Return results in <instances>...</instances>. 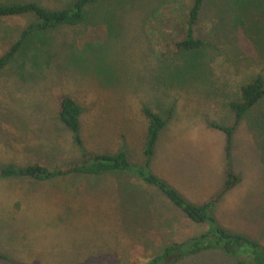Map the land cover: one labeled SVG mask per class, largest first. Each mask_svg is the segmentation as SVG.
<instances>
[{
    "label": "rangeland",
    "instance_id": "1",
    "mask_svg": "<svg viewBox=\"0 0 264 264\" xmlns=\"http://www.w3.org/2000/svg\"><path fill=\"white\" fill-rule=\"evenodd\" d=\"M36 1L51 8L74 0ZM192 0H98L77 25L34 33L0 70V166L64 167L85 153L127 152L141 164L148 107L168 118L150 170L189 202L220 193L214 223L264 249V100L231 143L229 102L264 77V0H205L195 31L203 44L176 51ZM35 21L0 18V55ZM61 96L82 107L77 145L58 119ZM85 152V153H84ZM131 172L45 181L0 177V264H143L174 242L208 230ZM239 259L243 258L238 256ZM221 249L171 264H238Z\"/></svg>",
    "mask_w": 264,
    "mask_h": 264
},
{
    "label": "trees",
    "instance_id": "2",
    "mask_svg": "<svg viewBox=\"0 0 264 264\" xmlns=\"http://www.w3.org/2000/svg\"><path fill=\"white\" fill-rule=\"evenodd\" d=\"M98 0H74L67 7L51 8L36 1L1 2L0 18L12 16L32 15L35 21L23 29L19 38L12 43L0 55V70L5 67L22 48L24 42L34 33L57 28L62 25H77L85 19L86 8ZM205 0H192L185 20L183 22V34L181 39L173 44L176 51L196 50L203 44L197 36L195 26ZM264 100V77L260 74L254 76L248 83L241 85L239 97L229 102L233 113V123L230 126L211 124L220 129L226 135L227 165L230 167L231 143L233 134L244 116ZM82 107L69 96H61L58 102V119L70 131L73 141L82 145L80 135V116ZM143 114L147 120L144 144L142 147L141 164L132 163L127 152L119 149L113 153H85L78 161L70 162L64 167L49 168L39 163L18 165L8 163L0 166V177L32 178L37 181H45L55 177L73 175L100 176L104 173L124 171L131 172L142 181L159 188L166 197L176 206L181 208L184 215L194 223H209L211 227L199 235L183 241L174 242L161 249V251L143 264H171L187 254H196L207 249H221L225 253L241 256L238 264H264V249L256 242L241 234H233L222 227L217 226L211 213V207L220 199L225 191L230 189L233 183L240 178L231 168L228 171V181L222 191L203 205L187 201L180 192L168 181L159 177L150 170V164L155 155L159 133L165 127L168 118H163L148 107L143 108ZM1 258H7L0 255ZM14 264H18L15 263Z\"/></svg>",
    "mask_w": 264,
    "mask_h": 264
}]
</instances>
